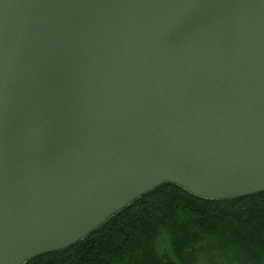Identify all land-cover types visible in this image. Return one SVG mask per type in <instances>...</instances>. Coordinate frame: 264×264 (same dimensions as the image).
<instances>
[{
	"label": "water",
	"instance_id": "water-1",
	"mask_svg": "<svg viewBox=\"0 0 264 264\" xmlns=\"http://www.w3.org/2000/svg\"><path fill=\"white\" fill-rule=\"evenodd\" d=\"M164 185L264 193V0H0V264Z\"/></svg>",
	"mask_w": 264,
	"mask_h": 264
},
{
	"label": "trees",
	"instance_id": "trees-1",
	"mask_svg": "<svg viewBox=\"0 0 264 264\" xmlns=\"http://www.w3.org/2000/svg\"><path fill=\"white\" fill-rule=\"evenodd\" d=\"M25 264H264V193L210 201L164 185Z\"/></svg>",
	"mask_w": 264,
	"mask_h": 264
}]
</instances>
